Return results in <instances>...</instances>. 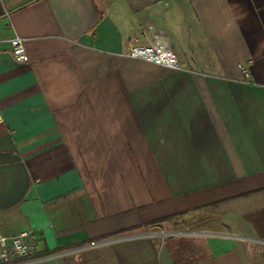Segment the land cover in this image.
<instances>
[{"label":"crops","instance_id":"crops-1","mask_svg":"<svg viewBox=\"0 0 264 264\" xmlns=\"http://www.w3.org/2000/svg\"><path fill=\"white\" fill-rule=\"evenodd\" d=\"M0 108L17 264H264V0H0Z\"/></svg>","mask_w":264,"mask_h":264},{"label":"built area","instance_id":"built-area-1","mask_svg":"<svg viewBox=\"0 0 264 264\" xmlns=\"http://www.w3.org/2000/svg\"><path fill=\"white\" fill-rule=\"evenodd\" d=\"M11 52L18 62L27 60V54L23 45V39L15 36L10 39ZM126 55L141 58L150 62L164 65L169 68H179V62L171 47L165 40H155L150 44L142 45L131 43ZM244 75H248V66H240ZM3 113L0 108V122ZM37 246V234L32 230L21 231L17 234L6 236L0 234V262L2 264H17L21 259L32 257Z\"/></svg>","mask_w":264,"mask_h":264},{"label":"rangeland","instance_id":"rangeland-1","mask_svg":"<svg viewBox=\"0 0 264 264\" xmlns=\"http://www.w3.org/2000/svg\"><path fill=\"white\" fill-rule=\"evenodd\" d=\"M170 224H171V223H170ZM170 224L167 223L166 225H164V228L161 229V230L166 231V230H168V229H171L172 226H171ZM173 226H174V225H173ZM175 226H177V227H181V226H183V225L177 224V225H175ZM175 226H174L173 228H177V227H175ZM149 230H152V231H154V230L160 231V228H159V227L152 226V227L149 228Z\"/></svg>","mask_w":264,"mask_h":264}]
</instances>
